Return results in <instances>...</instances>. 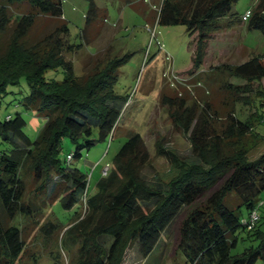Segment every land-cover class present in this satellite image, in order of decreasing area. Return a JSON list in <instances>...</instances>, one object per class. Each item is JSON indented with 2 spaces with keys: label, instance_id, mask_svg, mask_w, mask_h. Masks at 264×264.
Wrapping results in <instances>:
<instances>
[{
  "label": "trees",
  "instance_id": "obj_1",
  "mask_svg": "<svg viewBox=\"0 0 264 264\" xmlns=\"http://www.w3.org/2000/svg\"><path fill=\"white\" fill-rule=\"evenodd\" d=\"M85 1L84 26L72 43L62 0H0V38L8 34L5 42L0 41V101L8 87L23 79L29 90L18 105L44 118L34 141L25 135V121L19 113L0 121V142L5 145L0 150V264H37L40 255L30 247L38 236L56 262L58 257L50 248L64 228L59 243L75 246L70 264H123L133 247L144 259L180 217L176 257L181 255L185 264H255L263 259L264 153L248 160L230 140L264 124V52L241 64L220 67L244 82L219 86L226 93L218 101L224 112L220 132L214 125L219 108L213 97L200 105L189 104L186 93L191 89L181 87V93L172 87V92L160 93L172 126L188 135L191 152V156L179 157L155 144L156 154L170 167L166 178L151 175L143 138L129 132L88 193L87 175L70 163L81 157L83 149L113 138L131 97L118 94L114 84L119 67L132 54L117 55L110 45L106 57L96 59L89 72L76 74L65 54L91 45L107 22L105 8L94 0ZM122 1L136 8L129 0ZM237 1L161 0L156 22L185 28L192 38V67L197 70L205 62L209 41L223 25L244 21L246 31L264 36V0H255L246 19V13L241 17L233 13ZM40 19L56 22L54 29L36 40L28 39ZM48 71L59 72L61 80L46 77ZM253 83L258 88L254 124L239 119L234 107L239 101L251 105L243 94ZM202 88L199 82L192 87ZM64 141L74 149L63 155ZM83 195L85 203L81 204ZM56 204L70 212L65 222L57 217ZM252 212L258 220L249 228ZM242 232L245 239L239 236ZM239 239L251 244L232 253Z\"/></svg>",
  "mask_w": 264,
  "mask_h": 264
},
{
  "label": "rangeland",
  "instance_id": "obj_2",
  "mask_svg": "<svg viewBox=\"0 0 264 264\" xmlns=\"http://www.w3.org/2000/svg\"><path fill=\"white\" fill-rule=\"evenodd\" d=\"M97 6L105 8L107 22L100 34L91 45L83 46L77 52L66 53L65 59L70 60L78 76L84 75L93 67L95 60L106 57L110 45L117 55L131 53L132 56L118 69L117 80L114 88L120 95L130 97L129 103L122 111L118 126L112 139L97 142L89 150L83 149L81 157L73 159L71 166L78 168L87 175V192L91 193L96 180L102 172L110 166L113 157L126 141L129 132L138 133L144 140L150 154L151 175H159L166 178L169 164L163 157L156 154V143L176 153L179 157L191 156L188 135L178 132L171 124L167 107L160 103L159 95L162 91L170 93L172 87L191 89L186 95L188 102L196 101L204 104L209 97L215 106H218V116L215 118V129L220 132L224 125V112L218 103L221 97L226 96L221 87L222 83L232 86H240L243 81L231 77L221 70V66L241 64L264 52V36L259 32L245 30L244 21L227 27L223 25L213 40L209 41L205 62L200 69L192 67V38L181 25H162L156 22V11L161 0H129L136 8L130 7L122 0H94ZM255 0H238L233 6V13L238 17L243 16L247 10L253 8ZM87 10L85 0H62V15L69 29V41H77V34L84 26V15ZM54 21L40 19L31 30L28 39L36 40L50 32L55 27ZM154 32L155 36L151 35ZM8 34L0 38L5 42ZM110 55L113 54L110 48ZM219 67V68H218ZM53 76L61 80L59 72L48 71L46 77ZM174 78L185 80V86L174 83ZM196 82L205 86V89H192ZM257 84L250 85V91L243 97L250 101L251 105L243 102L235 104V113L242 121L249 120L256 123L254 103L256 99ZM182 87V88H181ZM28 87L23 79L18 85L8 87L6 94L0 101V121L6 116H14L19 113L25 121L24 133L34 141L44 123V118L32 110H25L18 105L19 100L28 94ZM192 91V92H191ZM209 91V95L207 92ZM184 93V94H185ZM208 98V99H209ZM209 99V100H210ZM217 109V108H216ZM255 131H250L243 137H233L230 141L233 147L243 151L248 160H255L264 153V124L256 125ZM262 135V136H260ZM95 136V133L93 134ZM5 145L0 142V150ZM63 155L73 151L74 147L64 141L62 145ZM62 155V157H63ZM108 169V168H107ZM215 190V189H214ZM261 203H264V191L260 195ZM81 204L82 201H81ZM54 211L61 222H65L70 212H63L58 204L54 205ZM46 215L50 209L45 211ZM181 217L174 223L170 234L162 235L160 241L151 254L141 258L133 250H128L123 264H185L182 256L176 254L177 228ZM65 228L58 233L50 248L55 262L42 243V237L38 236L31 245V249L40 255L37 264H70L75 258V246L59 243ZM240 237L244 238L242 232ZM245 239V238H244ZM62 242V241H61ZM251 243L248 240L239 239L232 253H239ZM255 264H264V258Z\"/></svg>",
  "mask_w": 264,
  "mask_h": 264
},
{
  "label": "built area",
  "instance_id": "obj_3",
  "mask_svg": "<svg viewBox=\"0 0 264 264\" xmlns=\"http://www.w3.org/2000/svg\"><path fill=\"white\" fill-rule=\"evenodd\" d=\"M248 12L243 16V19H246V17H248ZM151 35L154 37L155 36V34H154V32L152 31L151 32ZM173 79H174V81H177L178 83L180 82H184L185 80H182V79H176V78H174L173 77ZM129 102H127L126 103V105L128 104ZM67 158H69V157H67ZM107 171V168H105V170L102 172V174H105V172ZM84 200H85V198H84V195H83V198H82V203L84 204L85 202H84ZM257 220H258V215L255 213V212H252L251 213V215H250V217H249V219H248V222H249V228H252L255 224H256V222H257Z\"/></svg>",
  "mask_w": 264,
  "mask_h": 264
},
{
  "label": "crops",
  "instance_id": "obj_4",
  "mask_svg": "<svg viewBox=\"0 0 264 264\" xmlns=\"http://www.w3.org/2000/svg\"><path fill=\"white\" fill-rule=\"evenodd\" d=\"M97 181V180H96Z\"/></svg>",
  "mask_w": 264,
  "mask_h": 264
}]
</instances>
